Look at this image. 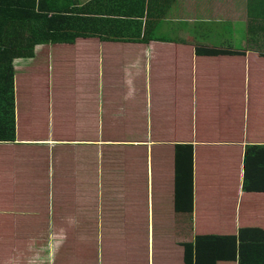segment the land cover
<instances>
[{
	"label": "crops",
	"instance_id": "0c3cea01",
	"mask_svg": "<svg viewBox=\"0 0 264 264\" xmlns=\"http://www.w3.org/2000/svg\"><path fill=\"white\" fill-rule=\"evenodd\" d=\"M42 6L0 90V264H259L264 0Z\"/></svg>",
	"mask_w": 264,
	"mask_h": 264
},
{
	"label": "trees",
	"instance_id": "16d2710c",
	"mask_svg": "<svg viewBox=\"0 0 264 264\" xmlns=\"http://www.w3.org/2000/svg\"><path fill=\"white\" fill-rule=\"evenodd\" d=\"M43 3H46V0H0V90H5L7 84L10 86L13 84V59L31 54L34 51L33 39L36 36L40 39L46 38L47 34L43 30L49 24V16L47 9L42 6ZM36 7H39L38 11L35 10ZM65 17L64 11H59L53 20L58 18L63 22ZM33 21L38 22V30L35 25L33 28L30 26ZM187 147L179 145L178 153ZM176 180L183 190L191 192V180L181 175L179 168ZM191 197L192 193L189 194L190 199ZM259 264H264V255L259 254Z\"/></svg>",
	"mask_w": 264,
	"mask_h": 264
},
{
	"label": "rangeland",
	"instance_id": "374dc122",
	"mask_svg": "<svg viewBox=\"0 0 264 264\" xmlns=\"http://www.w3.org/2000/svg\"><path fill=\"white\" fill-rule=\"evenodd\" d=\"M234 46H237V45H234Z\"/></svg>",
	"mask_w": 264,
	"mask_h": 264
}]
</instances>
